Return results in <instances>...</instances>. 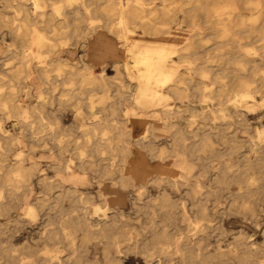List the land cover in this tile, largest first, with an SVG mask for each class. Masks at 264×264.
<instances>
[{
  "label": "rangeland",
  "instance_id": "374dc122",
  "mask_svg": "<svg viewBox=\"0 0 264 264\" xmlns=\"http://www.w3.org/2000/svg\"><path fill=\"white\" fill-rule=\"evenodd\" d=\"M127 1L132 0H123ZM27 3L29 10H33L32 1ZM155 4H158V1ZM87 5L101 9L105 2L91 0ZM261 5L264 7V0H261ZM2 6L3 0H0V8ZM5 13L10 17L13 10L9 9ZM90 17L97 20L98 29L84 37V45L81 44V36L71 37V54L66 56L55 51L45 60L64 57L81 63L84 59L96 68L105 66L103 74L111 77L115 73L111 66L112 60L125 62L126 58L120 42L102 27V16L99 13H91ZM175 19L159 20L167 22L172 35L175 36H181L191 23L197 25L204 33L214 36L227 25L220 11L206 16L202 15V12H196L190 22L183 17L179 9ZM67 21L72 27L82 22L80 18L72 16H68ZM144 30L135 28L133 38L153 41L154 36ZM42 32L45 36H50L46 31ZM12 44H15L12 37L6 33L5 28L0 27V78L3 81L9 79L3 64L11 65L16 62L14 56L2 58L3 52L11 48ZM108 44L114 48L113 57L105 50ZM259 44L261 42L251 44V56L255 55L254 49ZM224 50L220 45L208 44L203 50H199L197 58L179 59L177 55L173 57L179 73H184L186 62L194 68L202 66V61L208 60L213 62L214 68H208L209 78L203 79L208 85L207 90L211 91L209 97L200 100L196 97L198 92L190 89L187 96L178 99L171 95L166 102L171 110L178 109L180 112L176 117L163 118L167 128L162 133L158 132L162 140L157 150L167 147L166 141H171V134H174L177 128L186 136L185 150L166 162L148 153L145 155L147 166L156 171V179L166 177L162 174V169L168 164L182 177L177 180L175 186L163 184L167 194L164 197V207L160 210L156 208L160 200L158 184L152 183L149 191L140 188L138 184L134 187L128 184L125 188L117 186L119 198L116 201V197L99 195L101 187L108 188L111 182L108 178L96 177L95 171L88 168L85 170L86 180L83 187L75 185L83 191L81 196L71 193L59 194L57 187L48 191V184H74L60 179L61 174L54 168L61 162L58 148L51 146L52 140L46 136L41 138L40 134L51 133L48 130L49 123L61 121L66 127H70L76 120L86 121L85 112L80 113L83 118L77 119L73 109L77 103L86 107L88 101L86 98H75L66 102L57 96L62 82L57 77L52 78L46 85L39 78L36 79L34 73L31 74L30 81L23 80L24 83L17 88V103L23 114L0 112V136L13 135L21 141L19 146L8 152L2 167L7 169L6 167L12 166L17 159L25 166L33 163L37 166L31 178L21 186L19 184L16 196L0 197V202L9 207L6 215L0 213V264H106L107 254L120 259V264H145V259H151L149 264L151 261L155 264H252L254 258L251 255L242 257L241 249L237 247L236 242L242 237L254 243L253 250H257L255 260L264 264V155L256 147L264 140V81L254 83L255 88L249 91L251 99L236 102L238 115L230 114L228 108L219 107L215 96L217 86L224 83L227 87H233L231 79L234 75L247 78L259 76L261 72L245 61H235L223 56ZM26 54L27 52L24 54V61L31 68L30 71L34 72L35 65L39 63ZM256 55L262 61L259 69L264 71L262 50L257 49ZM121 77V81H113L108 85L106 95L100 89H95V101L101 98L105 102L118 103L119 118L125 120L124 125L136 133L137 130L127 119L126 112L130 109L136 113L141 110L135 109L132 104L134 86L127 73L124 71ZM193 78L197 79L196 76ZM29 84H36L37 88H29ZM36 89L49 100L48 111L40 112ZM233 90L236 92L238 89ZM59 99L67 104L59 105ZM36 105L37 109L32 110ZM40 115L45 117L47 129L42 131L38 128L32 132L26 126L29 122L37 124ZM87 123L89 121L84 122ZM54 133L58 131L55 130ZM29 134L37 135L30 137ZM258 134H262V140H259ZM65 139L80 142L83 138L71 130ZM251 145L256 146L251 149ZM73 148L74 144L71 143L68 146L70 152L65 153V157H72ZM258 156L262 161L256 162ZM72 159L75 160L73 157ZM72 170L83 175L74 166ZM245 172L249 173L250 179L245 177ZM117 175H114L113 179L117 178ZM67 177L64 176L65 179ZM196 182L199 184L198 188L193 186ZM0 188L4 189L6 186ZM78 205L85 208L80 210ZM28 206L33 207V216L27 215ZM78 214H84L90 220L111 218L114 215L117 224L106 229L103 236H98L93 233V226H74V217ZM73 221L75 224L72 225ZM65 231L69 233L68 237ZM170 238L187 240L185 245H172L169 243ZM52 255L56 258H51ZM221 257L225 260L222 261Z\"/></svg>",
  "mask_w": 264,
  "mask_h": 264
},
{
  "label": "bare ground",
  "instance_id": "6f19581e",
  "mask_svg": "<svg viewBox=\"0 0 264 264\" xmlns=\"http://www.w3.org/2000/svg\"><path fill=\"white\" fill-rule=\"evenodd\" d=\"M28 1H32L33 10L31 11L28 8ZM89 1L91 0H3V6L0 8V27L6 29V33L12 37L15 44L3 52L2 58L14 56L16 62L11 65L3 64L4 71L9 74V79L3 81L0 78V112L23 114L17 103V92H19L17 88H20L24 83L23 80L30 81L32 73L44 85L49 84L52 78H60L62 82L57 96L66 102L75 98H86L88 101L85 104L86 107L77 103L73 111L77 119L83 118L80 113L85 112L86 121L89 123L84 124L85 119L76 120L70 127H66L61 121L54 124L49 123L48 130L51 133L40 134L41 138L46 136L52 140L51 146L58 148L61 162L54 168L61 174L60 179L74 184L72 186H61L60 182L53 185L48 184L47 190L52 191L57 187L59 194L71 193L81 196L84 194L83 191L75 185L83 187L86 180L85 170L88 168L95 171L96 177L108 178L111 182L108 188L101 187L99 195L116 197V201L119 198L118 187L125 188L128 184L134 187L135 184H138L140 188L149 191V186L152 183L158 184L160 200L156 208L160 210L164 207L166 201L164 197L167 194L163 184L169 183L175 186L177 180L182 177L178 175L173 166L168 164L162 169V174L169 179L166 177L160 180L156 179L154 177L156 171L147 166L145 155L148 153L150 156L166 162L185 150L187 147L184 144L186 136L180 128L175 129L174 134H171V141H166V148L157 150L158 144L162 140L161 134L158 132L162 133L167 128L163 118L176 117L180 112L178 109L171 110L166 102L171 95L178 99L187 96L190 89H195L198 92L196 97L200 100L209 97L211 91L207 90L208 85L203 79L209 78L208 68H214L213 62L208 60L202 61V66L194 68L190 66L189 62H186L184 73H179L177 62L173 57L177 55L179 59L197 58L199 50H203L208 44H215L225 49L222 52L223 56L235 61H245L256 71H261L259 76L247 78L234 75L231 79L233 87H227L224 83L217 86L215 92L217 105L228 108L230 114L238 115L239 110L236 107V102L251 99L249 91L255 88L254 83L264 81V71L259 69L262 61L256 55L257 49H261L264 55V7L261 5V0H132L127 2L104 0L105 6L97 9L96 7L90 8L87 5ZM156 1L158 4H155ZM153 4L155 5L153 6ZM9 9L13 10V15L10 17L5 13ZM179 9L183 17L190 22L196 12H202V15L206 16L214 15L215 12L220 11L224 15L227 25L219 30L218 35L214 36L211 33H204L197 25L191 23L181 36H175L172 35L168 23L159 20H174ZM91 13H99L102 16V27L120 42L126 58L125 62L112 60L111 66L115 73L111 77H107L106 73L103 74L105 66L96 68L84 59L81 60V63L72 62L69 58L64 57L50 61L45 60L55 51L64 53L66 56L71 54V37L81 36V44H85L84 37L98 29L97 20L90 17ZM68 16L80 18L81 24L70 26V22L67 21ZM135 28L145 29L144 31L149 35L154 36V40L145 41L133 38ZM42 31H46L50 36H45ZM258 42L261 44L255 47V55L251 56L250 46ZM105 50H108L113 57L114 48L111 44H108ZM25 52H27L26 55L32 56L39 63L35 65L34 72L30 71L31 68L24 61ZM124 71L134 86L132 104L135 109L141 110L137 113L134 110H128L126 112L127 119L134 124L133 128L139 130V133L137 131L133 133L131 128L124 125L125 120L119 118L118 103L105 102L101 98L95 101L97 95L94 90L100 89L106 95L109 89L108 85L113 81H121ZM194 76L197 79H194ZM72 80L74 82H71ZM28 86L32 89L37 88L36 84ZM233 89L238 90L235 92ZM119 94L122 95L121 92ZM37 98L40 112L48 111L49 100L39 92ZM59 100V105L67 104L62 99ZM35 109H37V105L32 110ZM50 111L52 112V110ZM46 124L45 117L40 115L37 124L29 122L28 126H25L32 132L38 128L46 131ZM55 130L58 133H54ZM71 130L80 134L83 139L80 142H70L65 139ZM34 135L37 134H29L30 137ZM262 137V134H258L259 140H262ZM262 141L258 146L251 145L250 148L256 146L258 151L264 155V140ZM71 143L74 144L71 155L75 160L72 157H65V153L70 152L68 146ZM20 144L21 141L16 136H0V186H6L4 189L0 188V197L16 196L19 184L21 186L23 182L29 180L37 166L36 163L25 166L17 159V162L12 166L9 165L6 167L7 169H3L2 165L7 160L8 152ZM257 161H262L260 156L256 159ZM73 166L83 175L74 173ZM178 168H182V166H178ZM114 175H117V178L113 179ZM64 176H68L67 179ZM249 176V173L245 172V177L250 179L251 176ZM193 186L198 188L199 184L196 182ZM77 207L80 210L85 208L82 205ZM8 208L7 205L0 202L2 215L7 214ZM94 208L96 209V207ZM26 213L33 216V207H26ZM92 215H94L93 210ZM74 220H76V224L74 221L72 222V225L75 224L74 226L86 227L90 225L95 227L93 233L98 236H103L106 229L115 227L117 224L114 215L111 218L90 220L84 214H78ZM62 229L64 232L65 228ZM65 233L68 237L69 233L67 231ZM164 240L167 241L166 238ZM185 240L187 238L184 240L183 238H170L169 243L185 245ZM70 241L72 240L70 239ZM236 244L241 249L242 257L246 258L251 255L254 258L252 264H259L255 260L257 250H253L254 243L250 240L246 241L242 237L237 240ZM105 257L106 264H120V259L112 258L109 254ZM51 258L55 259L56 256L52 255ZM150 260L145 259V264H149ZM221 260L224 261L225 258L221 257ZM150 264H155V262L151 261Z\"/></svg>",
  "mask_w": 264,
  "mask_h": 264
}]
</instances>
